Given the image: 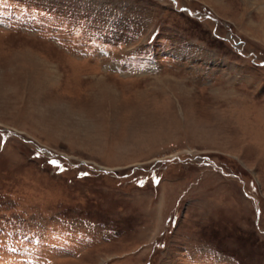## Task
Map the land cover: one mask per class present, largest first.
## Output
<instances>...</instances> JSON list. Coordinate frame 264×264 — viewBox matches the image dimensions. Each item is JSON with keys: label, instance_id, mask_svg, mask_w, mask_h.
I'll return each instance as SVG.
<instances>
[{"label": "rangeland", "instance_id": "rangeland-1", "mask_svg": "<svg viewBox=\"0 0 264 264\" xmlns=\"http://www.w3.org/2000/svg\"><path fill=\"white\" fill-rule=\"evenodd\" d=\"M0 264H264V0H0Z\"/></svg>", "mask_w": 264, "mask_h": 264}, {"label": "snow or ice", "instance_id": "snow-or-ice-1", "mask_svg": "<svg viewBox=\"0 0 264 264\" xmlns=\"http://www.w3.org/2000/svg\"><path fill=\"white\" fill-rule=\"evenodd\" d=\"M54 163V162H53Z\"/></svg>", "mask_w": 264, "mask_h": 264}]
</instances>
